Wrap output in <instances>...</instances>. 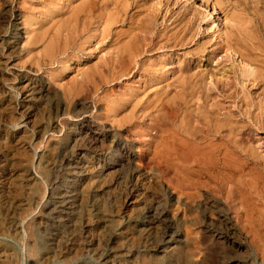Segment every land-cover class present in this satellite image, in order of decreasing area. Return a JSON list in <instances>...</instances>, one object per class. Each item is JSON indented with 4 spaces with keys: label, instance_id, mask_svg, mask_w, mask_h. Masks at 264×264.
I'll list each match as a JSON object with an SVG mask.
<instances>
[{
    "label": "rangeland",
    "instance_id": "obj_1",
    "mask_svg": "<svg viewBox=\"0 0 264 264\" xmlns=\"http://www.w3.org/2000/svg\"><path fill=\"white\" fill-rule=\"evenodd\" d=\"M109 2L113 3L105 12L124 21L110 27L103 45L95 29L99 23L82 26L87 22V0H0V264H109L105 256L112 249L105 240L119 232L127 241L130 237L138 241L130 238L127 242L134 241L122 256L125 264H140L147 255L161 256L154 247L163 234L164 248L166 241L178 236L175 240L183 242L180 255L189 256V264H234L242 260L264 264V169L218 140L212 142L213 147L206 143L196 149L177 141L187 155L185 160H171L168 148L173 129L165 109L153 108L147 117L137 110L132 115L129 102L120 104L130 90H142L146 78L137 74L133 79L132 75L118 78L122 62L115 58V47L127 41L125 36L131 28L136 39L128 46L142 50V56L134 60L143 64V69L162 60L170 73L168 78L180 67L188 73L207 71L217 77L219 71L241 65L236 55L218 49L230 30L241 41H260L264 47V0ZM76 8L81 12L74 13L77 29L72 23ZM70 26L79 30L78 35ZM153 32L160 34L159 43L169 38L171 45H161L156 52L144 51L143 55ZM201 47L204 51L195 54ZM214 49L216 52L211 53ZM263 60L261 55L255 64L262 68ZM127 64L133 74L137 65L133 61ZM227 77L225 83L234 82L230 75ZM213 79L206 83L210 80L213 86ZM24 80L47 84V92L26 97ZM168 82L161 85L166 87ZM219 82L213 101L224 107L219 110L220 118L230 113L235 120L244 119L245 129L237 138L249 141L256 155L264 156V128L240 116V109H244L237 108L238 99L226 98L231 91L222 88V79ZM245 86L252 99H263L262 88ZM148 87L155 89L153 83ZM72 121H77L75 128L68 127ZM139 130L144 131L139 135ZM90 132L99 138L95 144ZM69 136L76 137V147L84 151L82 156L74 149L66 165L57 152L66 146L61 142ZM77 163L84 164L86 171L78 195L73 196L74 214L65 216L56 208L48 215L52 198H58L68 183L62 175L76 172ZM55 179L59 180L56 185ZM153 215L174 223L170 228L161 222L155 227L150 225ZM173 261L171 257L161 264Z\"/></svg>",
    "mask_w": 264,
    "mask_h": 264
},
{
    "label": "bare ground",
    "instance_id": "obj_2",
    "mask_svg": "<svg viewBox=\"0 0 264 264\" xmlns=\"http://www.w3.org/2000/svg\"><path fill=\"white\" fill-rule=\"evenodd\" d=\"M67 1V0H66ZM121 1V0H120ZM148 1V0H147ZM139 2V1H138ZM87 3L89 5L88 9H87V16H84V18L87 22H83V27L89 28L91 26H93V24L95 22L99 23L98 25L100 27L95 28L99 34V38H101L100 40L103 42L104 45V41L106 39H108V34L110 31V27L117 21L120 23H123L124 19H120L117 20L116 15L110 14L108 12H105L106 8L109 5V0H87ZM113 3V2H112ZM110 3V4H112ZM23 4V3H22ZM51 5V4H50ZM119 5V4H118ZM57 6V5H56ZM65 6V5H64ZM31 7V6H30ZM71 7V6H70ZM74 7V6H73ZM72 7V8H73ZM111 7V6H109ZM121 8V6H120ZM77 9V8H76ZM75 9V10H76ZM97 9H99L97 11ZM113 9V8H112ZM73 11L74 13H78L77 11H79V8L76 11ZM116 10V9H115ZM158 10V8H156V11ZM50 11V10H49ZM114 11V9H113ZM118 11V10H116ZM66 12V11H65ZM80 12V11H79ZM97 12V13H96ZM62 13V12H61ZM81 13V12H80ZM125 15V12H123ZM60 14V13H59ZM151 14H154L151 11ZM55 15V14H54ZM57 16V15H56ZM72 16V14H71ZM74 21H72V23L74 22L75 25V29L77 26V15L74 14ZM79 17V14H78ZM87 17V19H86ZM119 17V16H118ZM122 17V15H121ZM73 18V17H72ZM82 18V17H80ZM60 19V18H59ZM58 19V20H59ZM137 19V18H136ZM73 20V19H72ZM76 20V21H75ZM84 20V19H83ZM84 20V21H85ZM55 21V20H54ZM71 21V20H70ZM81 21V20H80ZM79 21V22H80ZM30 22V21H29ZM126 22V21H125ZM36 23V22H35ZM57 23V22H56ZM81 23V22H80ZM54 24V23H52ZM74 24L72 26H74ZM50 25V24H49ZM71 25V23H70ZM81 25V24H80ZM79 25V26H80ZM133 25V24H132ZM27 26V25H26ZM54 26V25H53ZM52 26V27H53ZM69 26V25H68ZM81 26V27H82ZM96 25L94 24L93 27H95ZM120 26V25H119ZM17 27V26H16ZM39 27V26H38ZM55 27V26H54ZM67 28V27H66ZM71 28V26H70ZM80 28V27H79ZM78 28V29H79ZM23 29V28H22ZM69 29V27L67 28ZM67 29L66 32H67ZM74 29V27H73ZM72 28L70 29L73 30ZM74 29V30H75ZM92 29V28H91ZM90 29V30H91ZM38 30V29H36ZM86 30V29H84ZM94 30V29H93ZM92 30V31H93ZM114 30V29H113ZM33 31V30H32ZM51 31V30H49ZM79 32V30H75L74 32ZM28 32V31H27ZM31 32V31H30ZM69 32V31H68ZM67 32V34H68ZM76 32V34L78 35V33ZM82 32V30H81ZM115 33V32H114ZM41 34V33H40ZM43 34V33H42ZM71 34V32H70ZM15 35V34H14ZM59 35V34H58ZM66 35V33H65ZM151 36V40L150 42L145 44L146 50H143V55H144V51L145 53L147 52H152L158 50L161 48V45L163 47H169L171 45L172 40L171 39H167L161 44L159 43V35L158 33H154L150 34ZM18 34L15 36L16 38H14L15 43L18 42L19 37H17ZM64 36V34H63ZM98 36V35H97ZM214 36V35H213ZM27 37V36H26ZM38 37V36H37ZM119 37V36H118ZM42 38V37H41ZM56 38V37H55ZM125 38L127 39V41H125L124 43H121V45H119L118 47H115L116 49V60L119 62H122V67H121V74L119 75L118 78L123 79L124 77H129V75H132V79L134 76V74H137L139 76H144L146 79L145 81H143V88L142 90L138 88V90H130L129 92L126 93V96L124 97V99L122 98L121 100V105L125 106V103L129 102L131 104V108H130V113H134L135 110H137L139 112V114H141V116H151V110L153 108H158V110L165 109L166 114H167V121L169 122L171 128L173 129V135H171V139H170V147L168 148V153H169V157L171 158V160H178L181 159L183 160L184 157L187 155L186 151L184 149H182L179 145L177 146L176 142L180 141L181 144L183 145H187L188 143V147L196 149L197 145H201V144H209V145H214V143L216 142V140L223 142L224 144L232 147L234 150H239L241 152L244 153L240 154L241 156H245L244 158L249 162L252 163L254 165H258L261 166L264 169V156H257L256 152L253 148V146L250 144V142H245L243 139H238L237 138V134L238 132H240V130H244L245 127L242 124H245V122L243 120H235V118L230 114H224V116H222V118H220L219 114V110L223 109L224 107L221 106L219 101H213V92H215L214 90L217 91V87L216 84L217 82L221 81V86L222 88H225L226 91H231L230 93L227 94L226 98H236L238 99V103H237V108L241 107L244 110H241L240 116L242 115L243 118H247V120L251 121L252 125H255L257 127L260 128H264V70L262 68L264 67H260L258 64H255L256 62H258V58L261 57V55H264V47L263 44L258 41L256 42H251V44H248L247 42L241 41L238 36L236 35L235 32H231L226 34L222 41H221V45L218 49H224V52L227 54L228 52L233 55H236L238 57V59H240L241 65L237 66L238 68H232L230 66V68H228V70H223V72H218L217 77L212 76L211 74H209L207 71L204 72H200V73H188L187 70L181 69L182 67H180V71H178V73L175 72V75H172L171 77L167 76V72L164 69V64L163 61H157L154 64H148L149 66H147V69H143V64H139V61L136 62L134 60V58H136L137 56H142L141 52L142 50H138V49H134L135 46H128V43L131 42L133 40H135V34L133 29L130 28L129 31H127V34L125 36ZM124 38V39H125ZM261 38V37H260ZM65 39V38H64ZM98 39V37H97ZM111 39V38H110ZM219 39V38H218ZM259 39V38H258ZM13 40V39H12ZM98 40V41H100ZM47 41V40H46ZM96 41V43L98 42ZM121 41V40H118ZM162 41V40H161ZM247 41V40H246ZM253 41V40H252ZM263 41V40H262ZM54 42V41H53ZM58 42V41H57ZM56 42V43H57ZM113 42V41H112ZM111 42V43H112ZM90 43V42H89ZM107 43V42H106ZM109 44V43H107ZM17 45V44H16ZM37 45V44H36ZM57 45V44H56ZM115 44H113L114 46ZM117 45V43H116ZM112 46V47H113ZM216 46V45H215ZM15 47V46H14ZM13 47V49H14ZM22 47V46H21ZM92 47V46H91ZM98 47V46H97ZM109 47V46H108ZM20 48V47H19ZM94 48V47H93ZM96 48V47H95ZM47 49V48H46ZM110 49V48H109ZM115 49L113 51H115ZM162 49V48H161ZM205 48L201 47L198 48V50L195 51V54L203 52ZM209 49V48H208ZM217 49L212 50L211 53H215ZM29 51V50H28ZM53 51V50H52ZM177 51V49H176ZM98 52V51H97ZM222 52V51H221ZM28 53V52H27ZM45 53V52H44ZM164 53V52H163ZM229 54V55H230ZM257 54L259 57H257ZM202 55V54H200ZM217 55V53H216ZM223 55V54H222ZM228 55V56H229ZM232 55V56H233ZM227 56V57H228ZM98 57V56H97ZM106 57V56H105ZM192 57V56H191ZM214 57V56H213ZM231 57V56H230ZM235 57V56H234ZM193 58V57H192ZM216 58V57H215ZM140 59V58H138ZM142 59V58H141ZM140 59V60H141ZM227 59V58H226ZM153 60V59H152ZM158 60V59H157ZM114 59L110 60L108 62L109 66L112 65L114 63ZM131 61H133V63L135 65H137V69L135 70V72L133 74H130L131 72L129 71V67L130 65H128L127 63H130ZM165 61V60H164ZM230 61V60H229ZM228 61V62H229ZM231 62V61H230ZM261 63L264 62L260 61ZM127 65H126V64ZM222 63V62H221ZM226 63V62H225ZM107 64V65H108ZM230 64V63H229ZM116 65V64H115ZM126 65V66H125ZM221 65V64H219ZM264 65V64H263ZM117 66V65H116ZM145 66V64H144ZM99 67V66H98ZM101 67V66H100ZM118 67V66H117ZM134 67V66H133ZM136 67V66H135ZM190 67V66H189ZM176 68V67H175ZM178 68V67H177ZM226 68V69H227ZM104 69V68H103ZM108 69V68H107ZM133 69V68H132ZM190 69V68H189ZM102 70V69H101ZM131 70V67H130ZM108 71V70H107ZM191 70H189L190 72ZM53 72V71H52ZM120 73V71H118ZM133 72V71H132ZM113 73V72H112ZM117 73V72H116ZM173 73V72H172ZM170 74V73H169ZM229 78H232L234 82H224L223 79L224 78H228L227 76H229ZM140 77V78H141ZM116 78V77H115ZM114 78V80H115ZM138 78V77H137ZM139 78V79H140ZM216 81H214V79ZM49 79V78H48ZM92 79V78H91ZM125 79V78H124ZM207 79H213V86H211L212 81L210 83V80L208 82V84L206 83ZM224 79V80H226ZM50 80V79H49ZM229 81V79H227ZM141 81V80H140ZM166 81H169L166 84V87H164L163 85H161L163 82L165 83ZM142 82V81H141ZM149 83H153V86L155 87V89H150ZM220 83V82H219ZM246 83L250 84L252 87H258V88H262V95H263V99L260 101H255L254 99H252L249 96L248 91H246ZM142 85V84H141ZM140 85V86H141ZM209 85V86H207ZM233 86V88H232ZM149 89H148V88ZM172 87L173 89H167ZM249 87V86H248ZM23 88L25 90L24 93H26V97L28 98H33L37 95H40L41 93H45L47 92V84L45 85V83L40 82V83H35V81L33 80H24L23 81ZM152 88V87H151ZM217 88V89H216ZM220 88L223 92V89ZM136 89V88H135ZM128 90V89H127ZM69 91V90H68ZM141 91V92H139ZM126 92V91H125ZM219 92V91H218ZM69 93V92H68ZM123 93V92H122ZM220 93V92H219ZM69 96V95H68ZM105 96V95H104ZM119 97V96H118ZM120 98V97H119ZM120 98V99H121ZM262 98V97H261ZM235 99V100H236ZM260 99V98H259ZM34 100V99H33ZM212 100V101H211ZM234 100V101H235ZM29 101V100H28ZM31 102V101H30ZM106 102V101H105ZM212 102V103H210ZM235 104V103H234ZM127 107V106H126ZM162 108V109H159ZM253 111H252V109ZM29 109V108H28ZM108 109V108H107ZM123 109V108H122ZM128 109V108H127ZM125 109V110H127ZM224 110V109H223ZM254 110H257L256 113H254ZM128 111V110H127ZM230 111V110H229ZM235 111V110H234ZM79 112V111H78ZM125 112V111H124ZM155 112V111H153ZM73 113V112H72ZM135 114V113H134ZM28 115V114H27ZM127 115V114H126ZM164 115V114H163ZM131 116V115H130ZM162 116V115H161ZM77 117V116H75ZM134 117V116H132ZM139 117V116H138ZM164 117V116H163ZM154 118V115H153ZM138 119V118H137ZM77 120V119H76ZM154 120V119H152ZM151 120V121H152ZM246 120V121H247ZM156 121V120H155ZM75 122L77 121H72L70 124V126L73 128L75 126ZM158 122V121H156ZM161 123V122H159ZM162 123H164L162 121ZM166 123V121H165ZM178 123V124H177ZM250 123V122H249ZM90 124V123H89ZM122 124V123H121ZM152 126V125H151ZM155 126V125H154ZM159 126V125H158ZM161 126V125H160ZM200 126V127H198ZM156 127V126H155ZM253 127V126H252ZM69 128V130L71 129ZM75 128V127H74ZM157 128V127H156ZM162 129V128H161ZM168 129V128H167ZM76 131V130H75ZM93 131V130H92ZM144 131V130H142ZM142 131L139 130V135L142 133ZM154 131V130H153ZM159 131V130H158ZM162 131V130H161ZM166 131V130H165ZM54 132V131H53ZM172 132V131H171ZM82 134V133H81ZM87 134V132H86ZM158 134V133H157ZM163 134V133H162ZM171 134V133H170ZM83 135V134H82ZM88 135V134H87ZM90 138L92 144H95L99 138H97V134H94L92 132H90ZM80 136V135H79ZM86 136V135H84ZM162 136V135H161ZM78 137V136H77ZM82 138V137H81ZM159 138V137H158ZM84 139V138H83ZM152 140V139H151ZM88 141V140H87ZM90 141V140H89ZM100 141V140H99ZM164 141V139H163ZM76 142H77V138L76 137H68L67 141L65 140V142H61V144H64L66 146L62 147L61 149L59 148V152H57V156H59L60 158V162L63 163H67L68 162V158L70 156V154H72V152H74L75 149V153L78 152V155H82V152L84 151L83 149H81V147L79 148L78 145L76 147ZM212 142H214L212 144ZM101 143V142H100ZM219 143V142H218ZM222 143V144H223ZM58 144V143H57ZM216 144V143H215ZM221 144V145H222ZM220 145V144H218ZM217 145V146H218ZM225 145V146H226ZM80 146V145H79ZM82 146V145H81ZM87 146V145H86ZM101 146V145H100ZM215 146V145H214ZM216 146V147H217ZM223 146V145H222ZM224 146V147H225ZM227 146V147H228ZM91 147V146H89ZM226 147V148H227ZM58 148V145H57ZM211 148V146H210ZM231 148V149H232ZM110 149V148H109ZM122 149V148H121ZM198 149H202L199 148ZM216 149V148H215ZM125 150V149H124ZM190 150V149H189ZM203 150V149H202ZM219 150V149H218ZM199 151V150H198ZM207 151V150H206ZM210 151V150H208ZM86 152V151H85ZM95 152V151H94ZM112 152V151H111ZM123 152V151H122ZM193 152V151H192ZM195 152V151H194ZM215 151H213L214 154ZM240 152V153H241ZM54 153V152H53ZM210 153V152H209ZM234 153V152H233ZM238 153V152H237ZM107 154V153H106ZM123 154V153H122ZM191 154V153H190ZM232 154V153H231ZM56 155V153H55ZM91 155V154H90ZM128 155V154H127ZM126 155V156H127ZM215 155V154H214ZM229 155V154H228ZM76 156V155H75ZM93 156V155H92ZM221 156V155H220ZM225 156V155H224ZM242 156V157H243ZM205 157V156H204ZM203 157V158H204ZM210 157V156H209ZM213 157V156H212ZM129 158V157H128ZM186 158V157H185ZM80 159V158H79ZM213 159V158H212ZM215 159V158H214ZM117 160V159H116ZM168 160V159H167ZM185 160V159H184ZM198 160V159H197ZM210 160V159H209ZM214 161V160H213ZM77 162V161H76ZM79 162V161H78ZM211 162V161H210ZM91 163V162H90ZM207 163V162H206ZM213 163V162H212ZM73 164V163H72ZM118 164V163H117ZM222 164V163H221ZM251 164V165H252ZM67 165V164H66ZM76 164H74L75 166ZM71 166V165H70ZM167 166V165H166ZM250 166V165H249ZM87 168V167H86ZM76 172L70 173V172H65L64 175H62V180H64V178L68 181L66 187L64 188L63 192H61V194L58 196V198L54 197L51 200V208L53 209H49L48 211V215H51L52 212L57 208L58 210L61 211V213L63 212L66 216V214L69 216H72L71 214H74L73 209H75L74 204L75 200L73 199V196L76 195L79 191V187L82 185V181L83 178L82 177V173H84L85 170V166L84 164L79 165V163H77V167L74 168ZM258 170V169H257ZM86 171V170H85ZM240 171V170H239ZM232 172V171H231ZM26 173V172H25ZM174 174V173H173ZM240 174V173H239ZM27 175V174H26ZM84 175V174H83ZM235 175V174H234ZM243 175V174H242ZM236 176V175H235ZM246 176V175H244ZM243 176V177H244ZM212 177V176H211ZM215 177V176H214ZM225 177V176H224ZM28 178V177H27ZM87 178V177H86ZM171 178V177H170ZM220 178V177H219ZM223 179V178H222ZM173 180V179H172ZM219 180V179H218ZM226 180V179H225ZM228 180V179H227ZM14 181V180H13ZM58 179H55L53 184L56 185V183H58ZM259 181V180H258ZM82 182V183H81ZM261 185V184H260ZM18 186V185H17ZM257 188V187H256ZM82 189V188H81ZM251 189V188H250ZM249 189V190H250ZM8 190V189H7ZM246 191V190H245ZM255 191V190H254ZM249 192V191H248ZM257 192V191H256ZM81 193V190L80 192ZM240 193V192H239ZM232 194V193H231ZM58 195V194H57ZM56 195V196H57ZM78 195V194H77ZM236 195V194H235ZM256 195V194H255ZM262 198V197H261ZM234 199V198H233ZM77 202V201H76ZM79 202V201H78ZM240 202V201H239ZM80 203V202H79ZM231 203V202H230ZM78 204V203H77ZM81 204V203H80ZM211 205V204H210ZM203 207V206H202ZM233 208V207H232ZM215 210V209H214ZM131 211V210H130ZM56 212V210L54 211ZM54 215V214H53ZM60 215V214H59ZM155 215V214H154ZM152 216L151 217V223L150 225H154V224H158V223H165L164 226L165 228H170L173 225V221L169 220L168 218H164L163 220L161 219V217L163 216ZM61 216V215H60ZM78 216V215H77ZM65 218V217H64ZM70 218V217H69ZM242 218V217H241ZM63 219V218H62ZM77 219V218H76ZM57 220V219H55ZM73 220V219H72ZM58 221V220H57ZM68 221V220H67ZM74 221V220H73ZM77 221V220H76ZM84 221V220H83ZM107 222V220H106ZM216 222V221H215ZM53 223V222H52ZM58 223V222H57ZM147 224V223H146ZM60 225V224H59ZM65 225V224H64ZM70 225V224H69ZM57 227V225H55ZM71 226V225H70ZM155 226V225H154ZM72 227V226H71ZM70 227V229H71ZM74 227V226H73ZM133 227V226H132ZM156 227V226H155ZM160 227V226H159ZM226 227V226H225ZM59 228V227H58ZM62 229V227H60ZM59 228V229H60ZM69 228V227H68ZM75 228V227H74ZM145 228V227H144ZM154 228V227H153ZM65 229V227H64ZM139 229V228H138ZM146 229V228H145ZM74 230V229H73ZM158 230V229H157ZM173 230V229H172ZM61 231V230H58ZM75 231V230H74ZM120 231V230H119ZM140 231V230H138ZM118 232V231H117ZM178 232V231H177ZM60 233V232H59ZM157 234V233H156ZM169 234V233H168ZM109 235V234H108ZM176 235V234H175ZM111 236V233H110ZM133 236V235H132ZM208 236V235H207ZM106 237V236H105ZM114 237V236H113ZM143 237V236H142ZM170 237V236H169ZM168 237V238H169ZM178 238V236L176 235L175 237L172 238V240L169 242L166 241L165 244H167V247H162V241H165L166 237L163 234L161 237V240L159 242L158 245H156L155 248V252H159L161 253V256H146L144 258H142V261L140 260V264H161L163 262V260L167 259V258H171L174 257V261L173 263L170 264H189V256L187 258V255L183 254L180 255V249H181V244L183 242H181L180 240H175V238ZM218 237V236H217ZM57 238V237H56ZM104 238V237H103ZM131 238V237H130ZM129 238V239H130ZM211 238V237H210ZM101 239V238H100ZM128 239V241H129ZM131 239H136L135 238H131ZM140 240V239H139ZM57 241V240H56ZM60 241V240H59ZM104 241V240H103ZM126 237L123 236L122 232L116 233L114 238H108L107 240H105V244L106 246H110L109 249H112L110 251V253H107L109 255L105 256L106 258L109 259V264H125V259L123 260L122 256L125 255V249L127 247H130L129 245H131L128 242ZM131 241V240H130ZM137 241V240H136ZM135 241V242H136ZM58 242V241H57ZM138 242V241H137ZM136 242V243H137ZM138 244V243H137ZM104 245V244H103ZM102 245V246H103ZM189 245V244H188ZM137 246V245H136ZM181 246V247H180ZM214 246V245H213ZM64 247V246H63ZM104 247V246H103ZM142 247V246H141ZM225 247V246H224ZM233 247V246H232ZM74 248V247H73ZM149 248V247H148ZM236 248V247H235ZM107 249V250H109ZM186 249V248H184ZM233 249V248H232ZM246 249V248H245ZM106 250V251H107ZM189 250V249H188ZM214 250V249H213ZM79 252V251H78ZM108 252V251H107ZM148 252V251H147ZM151 252V251H150ZM182 252V251H181ZM187 252V251H186ZM209 252V251H208ZM129 253V252H128ZM152 253V252H151ZM179 253V254H178ZM188 253V252H187ZM203 253V252H202ZM132 254V252H131ZM145 254V252H144ZM106 255V254H105ZM137 255V254H136ZM151 255V254H150ZM156 255V254H155ZM197 255V254H196ZM131 256V255H130ZM135 256V255H134ZM142 257V256H141ZM125 258V257H124ZM127 258V257H126ZM129 258V257H128ZM133 258V257H132ZM245 258V257H243ZM131 259V258H129ZM127 260V259H126ZM105 261V260H104ZM168 261V260H167ZM133 262V261H132ZM131 262V263H132ZM172 262V261H171ZM99 263V262H98ZM107 262H105L106 264ZM130 263V264H131ZM134 263V262H133ZM132 263V264H133ZM233 263V262H232ZM231 263V264H232ZM257 263V262H256ZM128 264V263H127ZM166 264V263H165ZM196 264V263H195ZM234 264H252V262L247 261V260H242L241 261H234Z\"/></svg>",
    "mask_w": 264,
    "mask_h": 264
}]
</instances>
